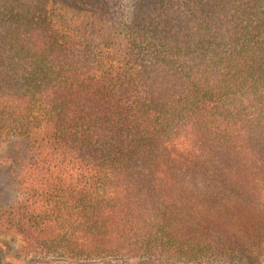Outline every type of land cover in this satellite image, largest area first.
I'll return each instance as SVG.
<instances>
[{"label": "trees", "instance_id": "16d2710c", "mask_svg": "<svg viewBox=\"0 0 264 264\" xmlns=\"http://www.w3.org/2000/svg\"><path fill=\"white\" fill-rule=\"evenodd\" d=\"M23 256L264 264V0H0V146Z\"/></svg>", "mask_w": 264, "mask_h": 264}, {"label": "rangeland", "instance_id": "374dc122", "mask_svg": "<svg viewBox=\"0 0 264 264\" xmlns=\"http://www.w3.org/2000/svg\"><path fill=\"white\" fill-rule=\"evenodd\" d=\"M18 158L9 146H0V214L19 199L15 175ZM51 258L23 256L16 238L0 227V264H56Z\"/></svg>", "mask_w": 264, "mask_h": 264}]
</instances>
